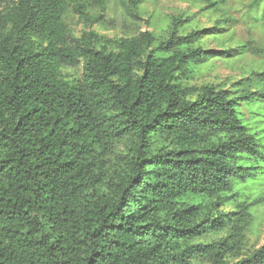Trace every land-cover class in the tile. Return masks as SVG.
Segmentation results:
<instances>
[{
  "label": "trees",
  "instance_id": "1",
  "mask_svg": "<svg viewBox=\"0 0 264 264\" xmlns=\"http://www.w3.org/2000/svg\"><path fill=\"white\" fill-rule=\"evenodd\" d=\"M89 9L0 0V264H264V247L244 256L264 205L246 192L264 165V64L231 89L190 84L264 52L206 50L226 29L189 33L183 16L166 36L77 38L67 19Z\"/></svg>",
  "mask_w": 264,
  "mask_h": 264
},
{
  "label": "rangeland",
  "instance_id": "2",
  "mask_svg": "<svg viewBox=\"0 0 264 264\" xmlns=\"http://www.w3.org/2000/svg\"><path fill=\"white\" fill-rule=\"evenodd\" d=\"M131 1L134 0H86V5L90 7L87 16L82 18L72 11L67 23L77 38L92 32L114 41L132 38L141 33L166 36L173 20L183 16L184 20L192 19L191 24L185 27L189 33L210 30L217 23L226 29L221 32L224 37L204 40L202 46L206 50L220 52L247 45L253 50L264 52V20L260 14L264 10V0H229L220 10L209 9L204 0H142L136 7ZM258 1L260 10L255 13ZM226 18H230L232 22H224ZM262 64L263 55L248 54L228 61L217 59L200 68L198 80L190 84H217L222 88L231 89L247 72ZM63 74L69 79L79 78L81 69L67 67L63 69ZM244 113L249 117L246 110ZM262 168L259 170L260 183L246 188L252 200L264 196V165ZM231 209L232 207L225 208L226 211ZM254 215L255 222L246 233L244 256L264 247V205L259 207Z\"/></svg>",
  "mask_w": 264,
  "mask_h": 264
}]
</instances>
